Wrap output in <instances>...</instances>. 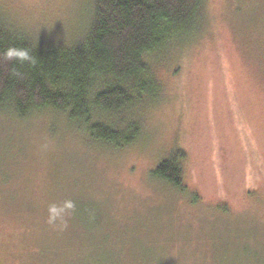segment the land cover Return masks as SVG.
<instances>
[{
    "label": "rangeland",
    "instance_id": "obj_1",
    "mask_svg": "<svg viewBox=\"0 0 264 264\" xmlns=\"http://www.w3.org/2000/svg\"><path fill=\"white\" fill-rule=\"evenodd\" d=\"M93 0H0L5 24L72 45ZM149 58L161 83L114 148L52 109L0 108V264H264V0H204ZM182 149L183 189L154 173ZM71 199L66 227L48 206ZM59 224V222H58Z\"/></svg>",
    "mask_w": 264,
    "mask_h": 264
},
{
    "label": "trees",
    "instance_id": "obj_2",
    "mask_svg": "<svg viewBox=\"0 0 264 264\" xmlns=\"http://www.w3.org/2000/svg\"><path fill=\"white\" fill-rule=\"evenodd\" d=\"M204 0H93L92 20L72 45L35 41L5 24L0 15V50L26 46L36 64L0 63V108L21 117L52 109L88 130L91 138L124 148L142 126L129 114L140 101L159 95L161 83L149 58L198 29ZM180 149L162 160L155 175L183 189Z\"/></svg>",
    "mask_w": 264,
    "mask_h": 264
},
{
    "label": "clouds",
    "instance_id": "obj_3",
    "mask_svg": "<svg viewBox=\"0 0 264 264\" xmlns=\"http://www.w3.org/2000/svg\"><path fill=\"white\" fill-rule=\"evenodd\" d=\"M36 57L30 48L26 46H9L6 49L0 50V63L13 65L12 75H20L15 69L16 64L35 65ZM76 208L73 200L67 199L62 203H53L48 206L47 223L51 226L66 227V217L72 215ZM59 222V224H58Z\"/></svg>",
    "mask_w": 264,
    "mask_h": 264
}]
</instances>
